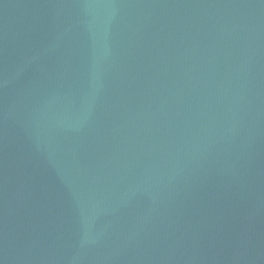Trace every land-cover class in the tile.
Segmentation results:
<instances>
[{
  "label": "water",
  "instance_id": "obj_1",
  "mask_svg": "<svg viewBox=\"0 0 264 264\" xmlns=\"http://www.w3.org/2000/svg\"><path fill=\"white\" fill-rule=\"evenodd\" d=\"M264 145V0H0V264H160Z\"/></svg>",
  "mask_w": 264,
  "mask_h": 264
}]
</instances>
